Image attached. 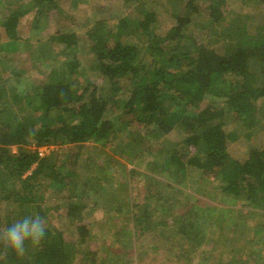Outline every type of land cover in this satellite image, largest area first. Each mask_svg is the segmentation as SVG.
I'll return each instance as SVG.
<instances>
[{"label": "trees", "instance_id": "trees-1", "mask_svg": "<svg viewBox=\"0 0 264 264\" xmlns=\"http://www.w3.org/2000/svg\"><path fill=\"white\" fill-rule=\"evenodd\" d=\"M5 1L0 0V6ZM76 1L28 0L26 9L0 13V96L7 92L15 101L0 100V227L3 220L11 225L19 209L25 216L47 219L44 203L60 192L66 195L70 223L64 221L66 226L54 233L47 226L41 243L26 246L23 254L0 242V264H72L82 252H74L72 242L61 236L69 231L76 244L85 242L87 226L95 220H84V213L111 212L119 205L120 212L129 206L138 210L133 222L140 217L141 205H129L122 195L123 180L115 183L108 173L89 176L93 168L115 172L120 167L113 158L107 159L113 165L81 158L89 148L106 155L109 147L139 158L140 151L156 147L161 167L173 168L175 176L206 181L209 190H201L214 198L212 187L220 183L221 193L234 204L226 221L196 217L223 224L218 227L227 231L221 234L224 239L238 221L244 219L247 226L257 210L235 206L241 201L264 210V141L261 136L250 138L240 155H232L236 136L225 126L239 119L251 127L264 106V0H250L254 11L244 14L242 24L227 23V0H117L126 11H119L122 14L113 9V0H98L104 8L98 6L83 37L68 24V7L63 6ZM33 10L38 12L37 23L24 39L32 42L22 49L17 25ZM52 13L60 20L59 28L43 38ZM111 19L117 21L111 24ZM216 36L227 42L216 45ZM61 51L68 56L60 58ZM78 56L92 73L85 74ZM32 70L41 79L28 83ZM174 132L181 137L180 145L164 152L161 143ZM150 141L156 146H149ZM40 147L49 153L41 156ZM80 169L85 173L77 174ZM175 218L184 236V217L178 213ZM197 235L191 236L195 243ZM239 262L246 264L247 259L238 253L227 258V264Z\"/></svg>", "mask_w": 264, "mask_h": 264}, {"label": "rangeland", "instance_id": "rangeland-1", "mask_svg": "<svg viewBox=\"0 0 264 264\" xmlns=\"http://www.w3.org/2000/svg\"><path fill=\"white\" fill-rule=\"evenodd\" d=\"M27 3L28 0L27 2H25L24 0H6L0 6V13L3 9L7 8L11 9L10 12H12L13 9L14 11L26 9L27 6L23 5ZM29 3L31 4V2ZM111 4H113V9H117V13L122 14V12L119 11H123L126 13V11L123 10L121 3L117 0H113ZM237 4L238 3L235 0H228L226 4L227 7L225 6L227 23L236 22L242 24L244 14L254 11V9L251 11V7L254 4L253 1L249 0L244 4ZM63 6H66V8L68 7L69 10H66V12L69 14V22L67 21L68 24H71L72 27H76L75 31L77 33L79 32L82 37L84 36V31L89 26H91L92 21H94V12L96 13L100 6L104 8L103 1L99 2L98 0H78L73 5L66 4ZM38 10H42V8L38 7ZM37 13L38 12L34 10L30 11L28 15H24L21 17V21L17 25V33L21 38V43L19 44L20 48H22L24 43L26 44L27 42H32V39H29L27 41L24 39L27 37L29 30H31L36 25L37 19L35 18V16L37 15ZM52 16V20L46 22L49 27L47 28V33H45V37L43 36V38H46L49 32H55L59 28V18L53 13ZM95 20H97V17L95 18ZM45 21L46 20H44L43 23H45ZM116 21L117 19H111L110 22L111 24H114ZM65 23L66 19L64 20V18H62L61 26H64ZM115 32L116 30H113L111 33ZM217 37L218 36L213 37V39L217 40ZM22 40H24V42H22ZM217 41L218 43L216 45L223 43L221 39ZM82 43H84V41ZM66 56H68V54L64 51H61L59 54V57L62 59ZM78 58L81 60L82 57L78 56ZM80 62L81 68L86 69V75L88 73H92L88 68L89 65L85 64V62H83L82 60ZM37 74L38 73L35 70L28 72L26 77V79L29 81L28 83L32 82V80L34 79L40 80L41 77H37ZM11 97V94H8L6 92L0 96V100H5L6 103H14L15 101L12 100ZM254 116L256 117V119L255 121H252V123L254 124L251 127L245 126V123L239 119H231L226 121V131L236 136V142H234V144L230 148V153L232 155H240L241 150L244 151V149L249 144L248 140L250 138L261 136V139L263 137L262 140L264 141V126L262 125L261 130L255 129V126L257 127L260 123L264 124V106H261L259 111H256V114ZM180 140L181 137L176 136L174 132L171 134L168 140H165L163 141V143H161L162 149L165 150L164 152H166V150L168 149L170 151V149L173 148V145H180ZM148 144L151 147L156 146L155 141H150ZM161 144L159 143L158 146H160ZM144 148H146V146ZM155 148L156 147H154V150L152 152H149L147 150H142V152L140 151L142 155L138 152L139 158L137 156L127 158V156H122L123 154L121 155L120 151H112V148L109 147L107 148L109 152L106 155L100 152L95 153L92 148H89L88 150H85L81 153V158L91 159V162H100L104 164L106 161L107 164L113 165L112 163L107 162L108 158L110 160H112L113 158L115 162L117 161L118 163H120L119 170L115 172L110 168H104L103 171L98 168H93V172L91 171L92 174H89V176L95 174L96 176L99 175V177H103L104 175L107 176L106 174L108 173V176H114L115 183L116 181L123 180V182L125 183V192H123L122 195L125 196L126 200H129V205L136 203H139L141 205L139 208L140 213H138L141 218L139 217L137 218L136 222H133L132 216L133 214H137L138 210H135L134 212L131 206H129L128 208L124 207L125 212L126 209H128L129 211L127 213V215L129 214L127 218L125 214L123 215L121 213L124 219L118 218L119 216L114 215V221L111 218L112 216L110 212L106 211L105 214L104 212H97L96 218L98 220H95L94 225L87 226L88 230H90V234H92L93 237L86 238L82 254H75L76 259L73 260L72 264H90L92 261H95L96 264H99L101 261V263L104 264L102 260H106L105 263L107 264L218 263L217 253L214 249L216 247L213 248L211 245H214V243H216L217 240L215 236L218 237L219 235L216 230L219 228L218 226H223V224L218 221L215 222L214 220H208L207 218L204 219L199 217L202 214L211 215L213 216V218L224 217L225 219L223 220L226 221L227 218L230 217L229 212L227 213V210L229 209L230 205L234 206V204H231L229 200H226V195L221 193L219 187L220 183L215 184L212 187L213 192L216 194L214 198L212 196H207V194L203 193V191L201 190V188L205 192L209 190L207 188L208 183L206 181H200V179L197 177H194V179H190V177L188 178L187 176H175L174 174H172V172L174 171L173 168L165 169L161 167L159 165L161 159L159 158V153H157ZM11 149L12 151L16 150L15 147H12ZM48 153L49 149L45 154ZM163 162L164 165H167L165 161ZM82 171L84 170L80 169V172H77V174L85 173ZM66 181H69V179H67ZM65 196V194L60 192L58 195H53L52 200H50L49 202L46 201L44 203L45 210L47 208V219H45L46 227L49 226L51 232L53 233L56 228H62V224L64 221L70 224L67 219H64V212L62 207L58 211L54 210L55 206L57 205L58 207L60 205H65L64 203L67 200L65 199ZM148 196L149 199H145ZM157 197L159 199H157ZM56 198L57 200H55ZM238 202L239 203H236L235 207L240 208L241 210H253L252 207H254V210H257V216L249 217V224L247 225L248 227L245 225L247 221H245L244 219L243 221H238L237 227L233 229V231L235 230L234 232H242V230L245 231L247 229H252L253 231L251 232L252 234H250V236L253 235L255 236V238L260 237L258 242L254 244V246L248 245L238 248V250H241L242 252L239 255L247 259L246 264H264V210H262V208L260 207L255 208L254 205L243 206V202ZM109 209L110 208L107 207V210ZM153 209L154 212L151 213ZM14 212L15 216L13 217V222L25 216L24 213L20 211V209L15 210ZM2 213L3 210L0 207V215ZM178 213L182 217H184L183 221L185 222L183 223L185 224L181 229L184 231V236L180 235V230L174 228L178 226L176 225L177 219L175 218L176 214ZM108 214L111 216L109 217L111 221L106 222ZM195 214H197L199 217H196ZM2 223L3 224L0 227V230H3L8 225L10 226V223H8L6 220H3ZM66 224L63 225L66 226ZM160 228L170 231H165L167 236H169V234L175 235L176 232H178V240L177 236L172 238V247H168V249L167 247H163L162 249L158 248L157 250L155 249V247L157 246L156 243H158L159 245V241L154 239V241L152 242V235L156 232H159L158 230H160ZM193 232L195 234L204 232V237L201 236V238H207V240L209 241L210 239H212V243L209 245L210 247L203 242L199 244L195 243L191 239ZM127 233H129L130 236L126 237ZM208 236H210L211 238L208 239ZM61 237L64 241H71L73 240L74 235H72V233L70 232L64 231ZM237 238L240 240L239 237ZM126 239H129L132 243V247L129 250L123 248L122 242ZM49 240L51 241V238H49ZM229 243L230 242L227 241L225 245H228ZM238 247H240V245ZM28 248H33V246H28ZM90 248L93 251H91ZM148 248H150V250L152 251L156 250V258H154L153 252L152 254L149 253L150 250H148ZM193 249L196 250V253L194 255L195 258L192 257ZM84 252H87V255H85ZM202 252H206V254L204 255ZM205 256L208 257L204 258ZM234 264L242 263L239 262Z\"/></svg>", "mask_w": 264, "mask_h": 264}, {"label": "crops", "instance_id": "crops-1", "mask_svg": "<svg viewBox=\"0 0 264 264\" xmlns=\"http://www.w3.org/2000/svg\"><path fill=\"white\" fill-rule=\"evenodd\" d=\"M234 1V0H233ZM235 1H237V5H241V4H244L245 2L243 1V0H235ZM227 2H228V0L225 2V4H224V8H225V6H226V4H227ZM227 7V6H226ZM225 10V9H224ZM239 24V23H238ZM221 41L225 44L226 42H227V39L225 38V37H222V39H221ZM122 196V195H121ZM125 197V196H124ZM66 205V204H65ZM64 205V208H63V212H64V219H67L66 218V216H67V214H66V210H65V206ZM124 206V205H123ZM118 208H120V206H118ZM118 208H116V209H114V210H112L110 213H111V216H112V218L113 219H115L114 218V215H116V216H119L118 218H121V219H124L123 218V215L125 214L126 215V218H127V216L129 215H127V213L129 212L128 211V209H126V212H125V209H124V207L122 208V212H120L121 211V209H120V211L119 210H117ZM114 212V213H113ZM112 213H113V215H112ZM123 215H122V214ZM85 214V218H84V220H86V221H94V220H98L97 218H96V215H97V211H95V209H93V210H90V211H88V212H86V213H84ZM105 214V213H104ZM204 219H205V217H204ZM208 219V218H207ZM209 220V219H208ZM174 228H176L177 230H179V228L176 226V227H174ZM57 229V228H56ZM55 229V230H56ZM159 232H156L155 234H153L152 235V242L154 241V239H156V240H158L159 241V245H158V243H156L157 244V246L155 247V249L157 250L158 248H160V249H162L163 247H167V249H168V247H172L173 246V242H172V238L173 237H176L177 236V240H178V232H176V234L175 235H173V234H169V236H167V234H166V232L165 231H167V232H170L169 230H164L163 228H160V230H158ZM231 231V233H230V235L228 234V235H226V234H224L223 236H225V239L224 238H222V235L221 234H223V233H225V232H227L226 230H225V232L223 231V230H219V228L216 230V232H218L219 233V235H218V237H216L215 236V238H216V243H214V245H211L213 248L214 247H216V248H214L215 249V251H216V253H217V264H226L227 263V258H235L236 256H237V253L238 254H240V253H242L241 252V250H238V248H241V247H243V246H254V244L255 243H257L256 241H255V236H250V234H252L251 232L253 231L252 229H247V230H242V232H238V231H236V232H234L233 231V229H231L230 230ZM67 232H69V231H67ZM74 234H76V233H74ZM196 234H198L197 235V243L199 244V243H205L206 245H210L211 243H212V239H210L211 237L210 236H208V239H210V241L209 240H207V238L205 239V238H203L204 237V232L203 233H196ZM192 235L194 236V232L192 233ZM232 235H233V237H232ZM127 236H130V234L129 233H127V235H126V237ZM201 236H203L202 238H201ZM227 236H230V238H229V240L228 239H226L227 238ZM248 236H249V238H248ZM74 237H75V235H74ZM85 237L87 238V237H93L92 236V234H90V230H88V227H87V232L85 233ZM237 237H239L240 238V240L237 238ZM74 239V238H73ZM222 239H224V240H222ZM176 240V241H177ZM194 241V240H193ZM222 241V242H221ZM227 241H229L230 243L228 244V245H225L226 244V242ZM71 245H73L74 246V252H82V250H83V248H84V243L85 242H83V243H81V242H79L78 244H76L75 242H74V240H71ZM124 242H125V244H124ZM195 242V241H194ZM214 242V241H213ZM69 244H70V242H68ZM81 243V244H80ZM123 243V248H125V249H130L131 247H132V243L130 242V240L129 239H126L125 241H123L122 242ZM165 244V245H164ZM240 245V247H238ZM210 247V246H209ZM91 249V248H90ZM71 250V249H70ZM148 250H150V248H148ZM156 250L155 251H152V250H150L149 251V253H151L152 254V252H153V254H154V258H156L155 257V255H156ZM91 251H93L92 249H91ZM195 253H196V250L195 249H193V251H192V257L193 258H195ZM204 255L206 254V252H202ZM78 254V253H77ZM206 257H208V256H205L204 258H206ZM191 261H192V259H191Z\"/></svg>", "mask_w": 264, "mask_h": 264}, {"label": "clouds", "instance_id": "clouds-1", "mask_svg": "<svg viewBox=\"0 0 264 264\" xmlns=\"http://www.w3.org/2000/svg\"><path fill=\"white\" fill-rule=\"evenodd\" d=\"M46 221L39 214L23 216L10 226L0 230V242L17 254H23L26 246H37L45 237Z\"/></svg>", "mask_w": 264, "mask_h": 264}, {"label": "built area", "instance_id": "built-area-1", "mask_svg": "<svg viewBox=\"0 0 264 264\" xmlns=\"http://www.w3.org/2000/svg\"><path fill=\"white\" fill-rule=\"evenodd\" d=\"M49 148H47V147H40L39 149H38V152H39V154L41 155V156H43L45 153H46V151L48 150Z\"/></svg>", "mask_w": 264, "mask_h": 264}]
</instances>
